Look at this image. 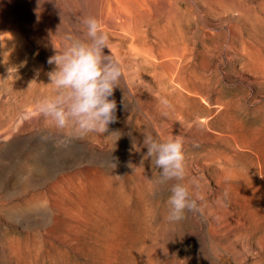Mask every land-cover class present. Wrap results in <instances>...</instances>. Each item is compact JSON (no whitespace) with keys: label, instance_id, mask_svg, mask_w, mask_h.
Here are the masks:
<instances>
[{"label":"rangeland","instance_id":"1","mask_svg":"<svg viewBox=\"0 0 264 264\" xmlns=\"http://www.w3.org/2000/svg\"><path fill=\"white\" fill-rule=\"evenodd\" d=\"M0 1V264H264V0ZM86 17L123 72L105 133L36 111ZM145 134L183 139L199 211L167 219Z\"/></svg>","mask_w":264,"mask_h":264},{"label":"clouds","instance_id":"2","mask_svg":"<svg viewBox=\"0 0 264 264\" xmlns=\"http://www.w3.org/2000/svg\"><path fill=\"white\" fill-rule=\"evenodd\" d=\"M83 38L71 39L62 49L48 59L55 69L48 75L53 94L36 105V111L55 123L57 128L74 127L81 133H105L110 123L116 121L117 104L109 99L123 76L119 63L113 59L109 37L94 17L82 20ZM110 50L105 54L104 49ZM161 105L169 101L160 98ZM145 158L159 169V183L172 182L167 219L177 222L184 219L186 211H199L190 188L183 181L186 175L183 139L145 134Z\"/></svg>","mask_w":264,"mask_h":264},{"label":"bare ground","instance_id":"3","mask_svg":"<svg viewBox=\"0 0 264 264\" xmlns=\"http://www.w3.org/2000/svg\"><path fill=\"white\" fill-rule=\"evenodd\" d=\"M4 2V1H3ZM72 2V1H71ZM16 3V2H15ZM87 4V2H86ZM3 8L4 10H7L8 8L6 7L5 5V2L4 4L2 3V1H0V9ZM10 10V8H9ZM6 14L5 12H2L0 13V34H5L7 36H10V32H11V29H12V25H11V20L10 17L4 15ZM10 15V14H9ZM16 20V19H15ZM12 34V32H11ZM4 35H2L3 37ZM5 38V36H4ZM26 167V166H25Z\"/></svg>","mask_w":264,"mask_h":264}]
</instances>
